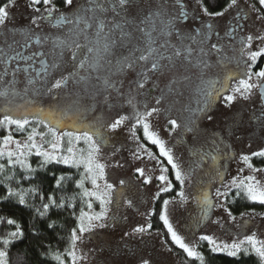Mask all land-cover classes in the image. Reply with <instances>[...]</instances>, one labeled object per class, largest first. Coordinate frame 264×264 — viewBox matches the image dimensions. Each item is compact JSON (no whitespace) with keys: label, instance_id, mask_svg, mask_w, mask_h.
<instances>
[{"label":"snow or ice","instance_id":"1","mask_svg":"<svg viewBox=\"0 0 264 264\" xmlns=\"http://www.w3.org/2000/svg\"><path fill=\"white\" fill-rule=\"evenodd\" d=\"M15 3L16 0L0 3V28H6L7 22L11 19L10 9ZM63 3L68 8V12H60L53 0H29L28 3V7L36 13L31 17L30 24L38 28L41 21H49L53 22V27L66 26L67 32L63 39L59 37L51 39V47L45 51H32L30 45L35 43L43 46L50 38L36 36L34 40L35 34L32 28H26L20 33L21 39L12 37L10 43L6 41L5 47L0 48V64L3 65V73L0 74V97L5 98L9 105L0 118V128H4L7 132L0 137V186L4 189V193L0 195V202L18 205L31 212L30 231L34 237L40 235L38 219L47 220L46 228L56 231L57 227L63 226L56 220L49 219V213L53 209L70 212L74 217L75 225L68 233L64 250L53 249L49 245L46 250H41L39 255L42 259L53 261L55 264H83L87 261V255L78 254V242L83 240L85 234L93 233L96 229L116 226L117 216L110 214L109 205L114 202L118 205L122 193L116 192L114 184L107 182L105 170L107 167L118 168L123 165L119 161L114 165H107L101 163L99 159L110 134H115L126 121L134 120L135 123H131L128 129L129 139L136 144V149L132 151L133 158L139 159L140 153H146L149 157L158 160L144 144L140 143L137 126L142 127L144 139L158 148L159 157L166 160L175 180L179 182L180 190L176 192V196L183 204L188 199L185 195V185L191 183L192 174L195 168L200 166V161L209 156L213 161L231 158L223 133L220 135L215 131L209 133L200 127L204 118L213 122L214 118L209 114L213 104L219 102L224 107L230 108L238 100L251 99L254 90H259L261 111L255 120L260 128L264 129V67L253 71L257 58L264 55V48L250 49L253 40H264V36L249 34L241 37L240 47L236 50L239 53L237 66L241 71L236 75L225 77L219 82V88L214 86L216 82L211 81H208V86L204 87L205 77L212 70L209 58L214 53L219 56L220 60L217 62L219 66L222 61L230 62L232 57L223 55L224 46L220 43V33L214 30L211 23L201 20L199 27L184 31L183 25L188 21L189 14L181 0H175L174 5L170 4L169 0H158L154 7L148 9L142 7L141 0H86L85 4H78L75 8H73L75 0H63ZM41 4L44 6V15H40L41 9L38 5ZM259 4L264 9V0H259ZM176 7L179 11H175ZM200 7L206 17H221L229 9L238 8V0H230L223 12L209 11L203 4ZM250 7L256 10L254 5ZM257 19L264 20V16H258ZM240 20L241 14L237 11L233 17V24L229 25L225 33L226 36L235 39L233 34L237 29L243 30ZM213 35L217 37L215 42L212 40ZM66 53H70V56L66 57ZM68 59L71 61L70 67L65 66ZM10 65L15 66L10 67ZM126 72H133L137 77L129 83L127 93L124 92L123 82L120 79ZM9 75L11 79H6ZM19 75L26 78L27 85L31 86L34 92L39 91L35 87L39 83L42 89L55 95L56 90L67 88L70 82L81 85L83 89L94 90L100 95L108 93L105 102L112 99L111 94L115 92L117 97L126 100L131 106L132 115L117 114L116 119H96L91 124L72 120L70 126L76 129L75 131L58 133L57 127L64 126L65 118L72 119L68 112L41 110L35 117V123L37 127L43 124L51 139L47 138L48 134L37 132L35 127L23 140L16 139L13 131L25 132L30 124L28 116L32 115L26 110L20 111L19 107L16 109L11 107L10 98L18 95L16 84ZM162 75L171 77L167 93L161 91L160 95L154 98L155 105H145L141 108L133 92L146 91L149 81L153 77L159 78ZM193 77L199 81V85L196 86L199 94L197 107L181 105V113L186 112L187 115L169 118L166 129L170 136L174 132L178 137L182 134L193 136V146L190 151L197 160L185 167L175 156L173 149L168 147L160 135L152 129L150 118L159 115L163 105L171 102L172 93L182 97L185 84H191ZM233 81L235 83H232ZM152 85L155 87L154 80ZM28 91L29 88L25 87L24 92ZM12 126L15 128L13 129ZM226 130L235 136L238 130L237 121L233 119ZM81 141L87 146L86 148L77 147ZM33 156L39 158L36 167L30 163V157ZM253 157L264 158V148L253 151L250 155H241L240 159L250 174L233 176L228 183L224 182L220 171H216L215 174L220 177L221 184V187L216 189L218 200L227 199L235 190L233 198L240 197L250 202L264 204V180L257 178V174L264 173V168L254 167L251 162ZM50 165L75 168L79 175V178L75 179L70 174L57 176L55 173H48L54 180L55 190H63L68 182L75 180V188L79 189V192L57 198L55 194H45L39 183H33L39 173L47 172ZM135 171L143 178L142 182L145 185L151 182V178L145 176L144 169L137 167ZM168 172L169 168L161 165V174L156 179L162 186L153 199L158 198L160 193L173 190V182L166 175ZM243 172L244 169L241 168L240 173ZM25 182L29 184L28 187H24ZM86 183H90L91 188L85 187ZM119 183L124 185L126 182L120 180ZM201 196L202 200H198L201 204L200 214L194 220L196 224L208 216L209 210L213 207L207 192L201 193ZM37 197L39 202L36 201ZM78 198L82 205L79 214L75 211ZM95 201L99 202L98 212L93 210ZM123 203L132 206L130 200H124ZM169 203L170 201L164 200V206L159 213L167 237L187 258L199 261V264H206L205 255L199 250L198 244L187 243L185 237L173 227L167 207ZM85 204L87 212L84 211ZM218 206L224 207V204ZM225 211L234 219L226 207ZM147 215L151 216L152 212L149 211ZM5 221L14 230L0 235V264H11L9 248L14 242L25 237V230L16 219L0 216V224ZM151 228V223L138 225L131 233L125 232L124 235L142 237L150 234ZM199 241L207 242L211 254L222 253L237 259L241 254L254 255L258 259V264H264V239L259 238L255 232L233 239L231 242L219 241L210 235H201ZM38 247L43 249L45 246L40 242ZM168 250L172 251L171 248ZM139 264H151V261L141 258Z\"/></svg>","mask_w":264,"mask_h":264},{"label":"rangeland","instance_id":"2","mask_svg":"<svg viewBox=\"0 0 264 264\" xmlns=\"http://www.w3.org/2000/svg\"><path fill=\"white\" fill-rule=\"evenodd\" d=\"M172 1L169 0V3ZM182 1L188 2L187 0ZM141 3L142 7L145 6L148 9L154 7L158 3V0H142ZM250 5H254L256 10H253ZM190 6L195 11L194 13L197 17L199 16L205 23H211L218 32L222 31L223 23L237 11L246 13L249 15V20L247 22L248 27L245 26L244 37L249 34L264 36V20L257 19L264 12V9L259 4V0H238V8L229 9L224 16L218 18L204 16L198 0H190ZM260 48H264V40H253L250 49L259 50ZM238 56L239 53L236 50L234 53L231 50L227 51L226 57H232L231 61L228 62L232 64V68L229 71H224L225 77L236 75L241 71V68L237 66ZM234 63L235 65H233ZM170 78L162 75L158 80L160 82H169ZM232 83H235V81ZM36 88L39 90V87ZM182 97H177L174 93L170 97L171 102L165 103L161 113L150 118V123L152 129L160 135L167 146L173 149L175 156L179 158L182 165L187 167L197 160V157H194L190 151L193 146V136L191 134H182L178 137L175 132L170 136L168 131H166L168 128L167 120L176 117L166 118L163 116L170 112L169 109L173 110L171 113H179L181 105L188 104V101L186 102L184 97ZM260 102L258 90H254L251 99L246 101L238 100L230 108L224 107L219 102L213 104L209 113L214 118L213 122H209L206 118L201 121L200 127L206 129L209 133L213 131L217 135L223 133L225 143L229 146L231 152V158L213 161L210 156L205 157L204 162H199H202L203 165L198 170L195 168L191 177V183L185 185V195L188 199L183 204L180 203L178 196L175 199L168 200L170 201L167 206L170 222L179 234L185 237L187 243L198 244L199 247L204 243L207 244L206 241H199L201 235H210L219 241L231 242L233 239H239L243 235H250L254 232L259 238L264 239V204L248 201L251 204H257L259 209L257 211H246L243 213L244 215H233L231 213L232 217H234L232 219L229 217L228 212L225 211V207L229 210V203L233 199L235 190L229 194L227 199L218 200L216 189L220 188L221 184L220 177L215 174L219 170L225 183H228L233 176H237L238 174L241 176L250 174V171L246 168L240 157L241 155H250L251 152L264 148V129H261L255 120V117L260 115ZM19 109L20 111L26 110L28 113H32V115L28 116L30 124L27 126L25 132L13 131L16 139L23 140L33 127L36 128L37 132L48 134V130L43 124L37 127L35 123V117L40 112L37 106H27L20 103ZM109 115L107 118L100 119L117 118L114 111L110 112ZM0 118H2L1 115ZM233 119L238 123V130L235 136L226 130L231 125ZM94 122L95 120L90 119L84 124ZM132 123L135 122L133 121ZM130 126L131 123L126 121L125 125H122L115 134H110L109 141L102 148L99 157L101 163L114 165L119 161L123 165L118 168L107 167L105 170L107 182L113 183L114 190L122 193L118 205L115 202L109 205L110 214L117 216L116 226L106 229H96L93 233L85 234L83 240L78 242V254L84 253L87 255V261L83 262V264H139L141 258L149 259L151 264H181L180 258L168 250L169 248L165 245L159 232L150 229V234H145L142 237L140 235H124L125 232L131 233L132 229L138 225L150 223V216L147 213L153 211V204L156 200L153 198L159 191V187L162 186L160 181L156 179L161 174V159L154 154L158 160L153 159L146 153H140L139 159L133 158L132 151L136 149V144L129 139L128 129ZM12 128L14 129L15 126H12ZM75 130L70 125L57 127L58 133ZM6 134V130L0 128V137ZM141 135L142 137H140L137 129L140 143L146 147V143L150 144V142L144 139L143 132ZM47 138L51 139L50 134L47 135ZM37 141L39 142V137H37ZM66 145L67 140L65 138L64 146L66 147ZM77 147L86 148L87 146L81 141ZM154 147L158 151V148ZM117 149L119 151H116ZM148 151L150 150L148 149ZM32 158L37 157H30V163ZM254 161L263 164L262 166L253 164L254 167L264 168V158L253 157L251 162L253 163ZM137 167L144 169L145 176L151 178L149 184L145 185L142 182L143 178L135 171ZM241 168L244 169L243 173H240ZM257 178L264 180V173L257 174ZM120 180H124L126 183L120 185ZM85 187L91 188V184L86 183ZM203 192L208 193V198L212 201L213 207L209 210L208 216L204 217L199 224H196L194 220L200 214L201 209V204L198 203V200H202L201 193ZM124 200L132 201V206L124 204ZM221 203L224 204V207L218 206ZM93 210L97 212L100 210L98 201L93 203Z\"/></svg>","mask_w":264,"mask_h":264},{"label":"flooded vegetation","instance_id":"3","mask_svg":"<svg viewBox=\"0 0 264 264\" xmlns=\"http://www.w3.org/2000/svg\"><path fill=\"white\" fill-rule=\"evenodd\" d=\"M142 1V0H141ZM188 2H181L184 4L185 10L189 14L188 21L183 25L184 31H191L196 27L200 26V21L202 20L199 16L197 17L194 13L195 11L190 6V0ZM6 0H0V3H4ZM54 4L58 7L60 12H68V8L64 5L63 0H53ZM192 2V1H191ZM29 0H16L15 6L10 9L11 19L7 22L6 28H0V48L5 47V42H11L12 37H15L17 40L21 39L20 33L26 28H32L34 32L33 39L35 40L36 36H48L49 41L43 46L40 44L33 43L30 45L32 51H45L46 49L51 47V39H55L57 37L63 39L67 28L63 27H53V22L49 21H41L38 28L33 27L30 24V19L36 13H33L32 10L28 7ZM86 0H75L73 8L78 4H85ZM175 0L170 2V4L174 5ZM201 5V1L199 2ZM40 7L41 12L40 15H44V6L43 4L38 5ZM144 9L145 6L143 7ZM201 8V7H200ZM175 11H179V8L176 7ZM203 14V12H202ZM241 20L240 24L243 26V30L237 29V31L233 34L235 39L232 37L226 36L225 33L228 31L229 25L233 24V17L236 13L229 17L225 23H223L222 31L220 33V43L224 46L223 55L226 57V53L228 50H231L233 53L240 47L239 40L241 37H244L245 26L248 27L249 15L246 13H240ZM204 15V14H203ZM209 18V17H208ZM216 18V17H211ZM218 18V17H217ZM55 16L53 18V21ZM204 21V20H203ZM254 27V26H252ZM215 31V26L213 27ZM174 39V38H173ZM217 37L215 35L212 36L213 42H215ZM70 56V53H66V57ZM44 59H48V57H43ZM220 60V57L215 53L209 58V63L212 65V70L208 72L205 77L206 83L203 85L204 87L208 86V81L216 82L215 87L219 88L221 81L225 78L224 71H229L232 68V64H229L228 61L220 62L219 66H217V62ZM71 61L68 59L66 61V67H70ZM235 65V63L233 64ZM15 65H10V67H14ZM39 65H37L38 67ZM264 67V57L257 58L256 63L253 65V71H257L260 68ZM3 73V65L0 64V74ZM187 75H191L187 73ZM6 79H11V76H7ZM123 82V90L125 93L128 92V85L133 80L137 79L136 74L133 72H126L120 78ZM155 82V87L152 85V81ZM169 82H160L157 77H153L149 83L146 85V91L142 93L133 92V95L136 97L137 103L141 106V108L145 105H155V97L160 95L161 91L167 93ZM199 85V81L192 78L191 84H185L183 91L184 100L187 102V105H190L192 108L197 107V100L199 99V94L196 91V86ZM50 86V85H49ZM28 87L29 91L27 93L24 92V88ZM36 87H39V91L34 92L32 88L27 85L26 78L23 75H19L17 78L16 90L18 95L11 97V107L16 109L19 107V104H25L27 106H37L39 111L49 112V111H61L66 110L68 115L72 119L65 118L64 125H71L72 120H79L83 124L89 121L90 119L96 120L100 118H107L110 115V112L114 111V113L119 115H132V108L127 104L126 100L117 97V94L113 92L112 99L108 102H105V96L108 93H104L103 95L97 94L94 90H86L83 89L81 85H75L70 82L67 88L56 90L55 95L49 94L45 89H42L40 84L37 83ZM174 93L171 94L170 97L173 96ZM182 97V98H183ZM9 105L6 103L5 98L0 97V115L3 116L4 110ZM168 114L163 115L166 118L175 116L176 118L182 117V115H187L186 112L181 113H171V109ZM164 114V113H163ZM134 120L130 121L133 122ZM135 122V121H134ZM205 161L204 159L202 160ZM200 166L196 168L198 170L203 163H199Z\"/></svg>","mask_w":264,"mask_h":264},{"label":"trees","instance_id":"4","mask_svg":"<svg viewBox=\"0 0 264 264\" xmlns=\"http://www.w3.org/2000/svg\"><path fill=\"white\" fill-rule=\"evenodd\" d=\"M201 3L208 8L209 11H221L223 12L225 8L228 7L230 0H200ZM261 16H264L262 12ZM130 122V121H129ZM132 123V122H130ZM140 137L143 132L142 127L137 126ZM146 147L159 159H161L162 165L169 168L167 173L169 180L173 182V190L170 192L162 193L158 198H156L153 204L152 215L150 216V223L152 224V231L159 232L162 235L163 241H167L165 245L168 248L172 249V253L180 258L181 264H199V261L192 260L186 257L182 250L178 249L173 245L170 239L166 235V229L163 227L162 221L159 219V213L163 208V201L176 198V192L180 190L179 182L175 180L174 175L171 172L170 166L167 165V162L164 158L159 157L157 149L146 143ZM39 158H32L31 164L33 167H36ZM256 166H262L261 162H253ZM48 173H55L59 176L61 174L72 175L75 179L79 178L77 170L75 168H69L63 165H50L47 172H41L38 174L37 180H34L33 183H39L41 185L42 191L45 194H55L57 198L61 195H72L75 192H79V189L75 188V180L68 182L63 190H55L53 188L54 180L52 176ZM27 182L24 183V187H28ZM4 193V189L0 186V195ZM36 201L39 202V198H36ZM81 203L79 198L75 203V211L79 214ZM84 211L87 210L86 204L83 205ZM259 206L257 204H251L245 198L236 197L230 200L229 210L233 215H240L246 211H257ZM0 216L6 218L16 219L25 230V237L14 242L10 246V260L11 264H55V262L42 259L39 255L41 250H46L47 246H51L53 249L64 250L67 245L68 233L70 229L75 225L74 217L70 215V212L53 209L49 213V219L56 220L59 225L63 227H57L56 231H51L46 228L47 220L39 221L37 220V226L40 228V235L34 237L30 231V226L32 223L31 212L24 210L20 206H13V204L7 202H0ZM14 230L11 226H8L6 221L3 224H0V235H4L7 231ZM40 242H43L44 248L41 249L38 247ZM199 250L202 251L205 255L206 264H258V259L254 255L243 256L241 254L240 258L228 257L225 254H211L208 250V245L206 243L202 244L199 247Z\"/></svg>","mask_w":264,"mask_h":264},{"label":"water","instance_id":"5","mask_svg":"<svg viewBox=\"0 0 264 264\" xmlns=\"http://www.w3.org/2000/svg\"><path fill=\"white\" fill-rule=\"evenodd\" d=\"M258 94H259V90H258ZM261 103V102H260Z\"/></svg>","mask_w":264,"mask_h":264}]
</instances>
